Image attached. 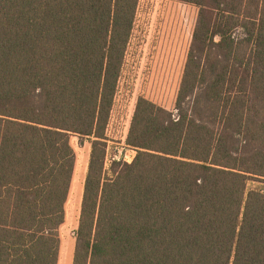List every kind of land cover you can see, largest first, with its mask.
I'll use <instances>...</instances> for the list:
<instances>
[{
    "label": "trees",
    "instance_id": "trees-1",
    "mask_svg": "<svg viewBox=\"0 0 264 264\" xmlns=\"http://www.w3.org/2000/svg\"><path fill=\"white\" fill-rule=\"evenodd\" d=\"M199 8L174 110L140 96L131 162L108 126L140 0H0V264H264V0Z\"/></svg>",
    "mask_w": 264,
    "mask_h": 264
},
{
    "label": "rangeland",
    "instance_id": "rangeland-1",
    "mask_svg": "<svg viewBox=\"0 0 264 264\" xmlns=\"http://www.w3.org/2000/svg\"><path fill=\"white\" fill-rule=\"evenodd\" d=\"M199 8L177 0H140L137 20L125 57L120 87L108 126L106 168L113 159L131 162L136 151L126 138L136 102L143 96L174 110L184 74ZM78 165L74 188L66 205L62 231L78 227L91 143L78 145L71 137Z\"/></svg>",
    "mask_w": 264,
    "mask_h": 264
},
{
    "label": "crops",
    "instance_id": "crops-1",
    "mask_svg": "<svg viewBox=\"0 0 264 264\" xmlns=\"http://www.w3.org/2000/svg\"><path fill=\"white\" fill-rule=\"evenodd\" d=\"M64 224L59 229L60 249H59L58 264H73L75 245H76L75 231L77 230L78 227H76L74 230H71L69 232L67 231L64 233L62 231Z\"/></svg>",
    "mask_w": 264,
    "mask_h": 264
}]
</instances>
